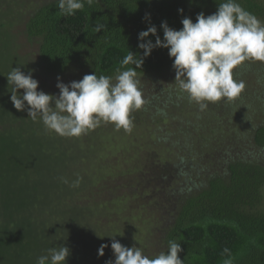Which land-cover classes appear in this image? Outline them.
I'll list each match as a JSON object with an SVG mask.
<instances>
[{
  "label": "trees",
  "instance_id": "obj_1",
  "mask_svg": "<svg viewBox=\"0 0 264 264\" xmlns=\"http://www.w3.org/2000/svg\"><path fill=\"white\" fill-rule=\"evenodd\" d=\"M37 2L40 5L29 13L23 33L39 46L36 64L41 71L54 76L80 69L84 75L114 77L128 51L143 56L138 47L141 31L155 26L156 35L163 40L162 22L180 30L183 18H191L195 23L197 14H214L226 0H93L71 16L60 15L58 0ZM236 2L259 20L264 19L262 0ZM101 23L105 28L96 32L95 25ZM155 39L151 34L146 38L153 43ZM173 59L169 58L168 49L157 47L135 69L145 104L131 113L133 121L141 125L145 119L155 123L175 120V129L179 130L157 131L158 140L174 149V160L163 164L149 157L135 185L134 179L125 178L122 183L135 197L140 193L155 210V241L151 244L154 250L147 256L167 253L168 242L174 240L181 245L178 256L183 264H264V121L257 123L246 117L244 109L248 114L247 109L251 108L244 90L231 102L222 99L200 111L197 104L184 99L185 93L175 82ZM129 67L134 66L127 65L124 70ZM239 72L237 66L233 77L243 81ZM150 85L156 89H148ZM4 108L0 113V210L5 213L0 225L8 231L12 228L13 234L7 232L12 235L8 243L19 245L24 254L32 247L31 235H43L39 239L44 240L48 234L30 211L39 204V196L21 192L32 180L36 181L30 177L35 171L28 163L42 160L46 147L31 139L30 129L18 130L17 123L5 126L8 114L22 111ZM188 108L193 109L194 119L183 115ZM186 142L192 146L187 147ZM35 149L39 150L36 156L32 154ZM148 166L158 172L148 175ZM76 179H71V183ZM145 181L150 182L145 185ZM68 184H58L55 190L69 197L75 192ZM12 187H17L20 195L12 192ZM44 187L37 191L43 193ZM32 222L38 225L36 230L30 229ZM0 242L7 243L4 237ZM50 247L58 248V244L52 242Z\"/></svg>",
  "mask_w": 264,
  "mask_h": 264
},
{
  "label": "rangeland",
  "instance_id": "obj_2",
  "mask_svg": "<svg viewBox=\"0 0 264 264\" xmlns=\"http://www.w3.org/2000/svg\"><path fill=\"white\" fill-rule=\"evenodd\" d=\"M37 1L39 0H0V113L1 110H6L4 107L10 109L14 107L10 100V86L6 77L12 68L20 67L25 74L31 71L33 78L39 82L38 91L42 90L46 94L55 96L59 95L56 86L58 77L63 83L69 84L81 80L84 76V72L80 69H72L64 75L50 76L41 71L36 64L39 58V46L31 42L23 32L26 28V20L30 17L29 13H33L40 5ZM260 21L264 22V19ZM2 24L5 25L4 28ZM238 71H240L239 76L242 73L243 81L247 84L243 92L250 99L248 107L251 109H247L248 114L244 109L246 117L257 123L264 121V62L247 60L238 65ZM151 88L156 89L155 86H148V89ZM148 89L146 88L144 92H148ZM19 92L22 94L23 90ZM183 96L188 101L187 94ZM260 100H262L261 104H259ZM52 106L54 107V102ZM183 115L194 119L195 114L193 109L188 108L184 110ZM6 117L8 120L5 126L17 123L18 130L30 129L31 139H37L44 144L43 147H46V151L42 153V160H36L37 164L28 163L35 171L33 176L30 174L29 176L36 181L32 180L24 191H20L28 196H39V204L31 207L30 211L34 221L38 218L42 226L46 227L48 234L44 240L39 239L43 235H31L32 247L22 254L19 245L8 243L12 235L7 232L12 228L8 231L0 225V238L4 237L7 241L6 244L0 242V259L3 264H37L40 256L48 255L47 250L51 249L52 242L57 243L58 248L61 246L69 248L66 264H109V262L114 264L115 256L111 249L113 239L129 248L140 247L144 255L153 252L154 247L152 248L151 244L155 241L153 239L156 227L153 216L155 210L151 209L150 202L144 200L140 193L135 197L131 190L125 185L122 186V183L125 182V178L135 180L139 177L141 171L145 170V165L148 164L146 160L149 157L163 164L167 160H174V149L169 143L158 140L157 131L179 132L175 129L178 125L175 120L155 123L145 119L142 120L145 123L141 125L134 122L130 133L123 129L117 131L113 124L102 122L86 135L62 137L58 134L51 135L54 132L46 131L39 118L33 122L26 110L16 114L10 113ZM205 122V124L209 122L207 118ZM186 143L187 147L192 146L189 142ZM38 153V149L32 152L35 156ZM147 169L148 175L158 172L152 166H148ZM31 171L29 170V173ZM77 177L82 178L79 187H72L73 182L71 183L70 180ZM64 180L70 181L67 184L75 192L69 197L64 196L63 191L55 190L58 184L66 185ZM149 182L145 181V185ZM37 183L41 185L38 187L45 186L43 193L41 190L37 191L39 189L35 186ZM133 184H136V180ZM82 186L87 188L79 193L75 191ZM12 189V192L16 191V195H20L17 187ZM91 190L94 191L90 192ZM4 213V210H0V222L4 219ZM29 226L32 230L38 227L34 223ZM102 244H107L108 247L104 249V255L100 256L98 250ZM16 252L20 253L14 255Z\"/></svg>",
  "mask_w": 264,
  "mask_h": 264
},
{
  "label": "clouds",
  "instance_id": "obj_3",
  "mask_svg": "<svg viewBox=\"0 0 264 264\" xmlns=\"http://www.w3.org/2000/svg\"><path fill=\"white\" fill-rule=\"evenodd\" d=\"M85 3L91 5L93 0H58V10L62 16L75 15L78 10H83ZM181 23L182 29L174 30L166 21L162 22L163 40L156 35L155 26L141 31L138 47L143 50V56L128 51L115 69L114 77L86 74L81 80L69 84L58 77V96L38 91L39 82L31 71L25 74L20 67L12 68L6 76L10 100L15 109L26 110L33 122L39 118L46 131L62 137L86 135L102 122L113 124L117 131L123 129L130 133L134 127L131 113L145 104L135 69L142 66L144 58L154 48L162 47L168 49L169 58H174L172 67L179 89L187 94L189 102L199 106L200 111H205L209 103L222 99L233 101L245 88L243 81L234 79L233 69L247 60L264 62V22L236 0H226L218 5L214 14L205 16L201 12L195 23L187 17ZM104 28L101 23L95 25L94 30L100 32ZM150 34L156 36L155 43L146 40ZM130 64L134 67L124 70ZM81 180L77 177L71 186L79 187ZM63 182L68 183L67 180ZM106 247L107 244L100 246V256L104 255ZM111 249L114 264H183L178 256L181 245L174 240L168 242L167 253L161 252L154 257L144 255L140 247L129 248L115 239L111 242ZM47 251L48 255L40 256L37 264H66L68 247Z\"/></svg>",
  "mask_w": 264,
  "mask_h": 264
}]
</instances>
